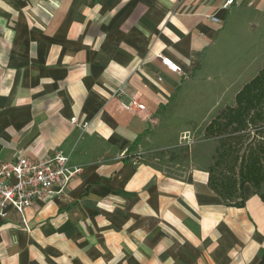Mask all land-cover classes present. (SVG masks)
<instances>
[{
  "label": "crops",
  "instance_id": "0c3cea01",
  "mask_svg": "<svg viewBox=\"0 0 264 264\" xmlns=\"http://www.w3.org/2000/svg\"><path fill=\"white\" fill-rule=\"evenodd\" d=\"M222 3L0 0V160L60 151L81 169L62 193L26 209L24 223L13 210L0 217V264L260 263L264 166L262 179L254 173L241 183L240 159L217 162L225 135L205 132L244 84L227 96L234 86L218 73L220 94L211 104L188 88L178 91L190 78L205 88L201 72L217 37L208 17L224 15ZM250 62L246 71L259 72L264 54L256 51ZM132 97L143 113L122 110ZM183 114L188 124L172 144L166 137ZM183 135L207 140L190 148L184 171L159 170L148 157L186 146ZM227 182L234 188L223 191Z\"/></svg>",
  "mask_w": 264,
  "mask_h": 264
},
{
  "label": "rangeland",
  "instance_id": "374dc122",
  "mask_svg": "<svg viewBox=\"0 0 264 264\" xmlns=\"http://www.w3.org/2000/svg\"><path fill=\"white\" fill-rule=\"evenodd\" d=\"M248 2L249 0H238L236 5L224 12V15L222 13L219 14V17L223 18L222 23L212 24L208 22L211 28L217 32V37L211 46V53L208 55L207 61H205L201 72L203 76L202 80H205V88L201 89L197 86H191L196 80L190 78L188 80L179 81V92L181 89L184 90L188 88L193 97L200 95L206 96L211 100L210 102L207 100L208 102H206V104H211L214 99L219 98L220 94V91L213 87L214 82L218 81V78H216L218 73L221 74V81L224 82L227 87L234 86L227 93V96L232 95L240 84L245 85L249 82L247 81L248 79L254 77L255 74L258 73V71H256L257 73L254 72L257 66L252 67L248 71H246V68L251 66L250 61L253 53L259 51L260 54H264V8L261 6V0L255 2V4H249ZM253 27L256 29H253ZM207 78H209V80L206 81ZM197 105L198 104L194 105V107L197 108ZM205 106L204 103L199 110H196V118L203 115ZM227 106L234 107V104ZM184 116L189 115L183 114V117ZM188 121L189 119L185 117L182 120L180 118L174 121L176 133L172 136H167V140L175 144L178 134L184 128L183 126L188 124ZM198 131H201V129ZM253 137V134L249 136V138ZM188 138V136L186 137L184 135L182 139L180 138L181 142H186V146H180L176 149H164L155 155L149 156L148 159H156V161H154L156 167L166 173L184 171L188 165L186 161H188V152L190 148L192 147L194 150L201 149L203 140H207L206 136L202 135H195L191 140ZM216 140L218 142L219 138H216ZM249 141L250 140L246 143H249ZM217 147L215 149H217ZM215 155L212 156L213 160L216 159ZM218 172L219 170L216 169L215 173Z\"/></svg>",
  "mask_w": 264,
  "mask_h": 264
},
{
  "label": "built area",
  "instance_id": "2783aa9c",
  "mask_svg": "<svg viewBox=\"0 0 264 264\" xmlns=\"http://www.w3.org/2000/svg\"><path fill=\"white\" fill-rule=\"evenodd\" d=\"M234 4L235 0H223L220 9L225 12ZM208 18L214 23H220L217 15ZM157 59L170 72L182 75L181 68L169 58L159 55ZM120 107L129 113L145 111V106L136 97L121 103ZM70 122L75 124L76 119L72 118ZM86 125L81 124V128L84 129ZM80 173L81 169L70 166L69 157L60 151L45 158L20 156L11 162L0 160V217H6L8 211L13 210L24 223L26 209L43 197L62 193Z\"/></svg>",
  "mask_w": 264,
  "mask_h": 264
},
{
  "label": "trees",
  "instance_id": "16d2710c",
  "mask_svg": "<svg viewBox=\"0 0 264 264\" xmlns=\"http://www.w3.org/2000/svg\"><path fill=\"white\" fill-rule=\"evenodd\" d=\"M207 136L225 135L220 142L218 163L229 165L240 159L239 178L241 183L253 181L254 173L262 179L264 166V68L235 96L234 107L220 110L205 129ZM253 134V138L249 136ZM257 138V139H256ZM248 140L249 143H246ZM243 151L239 157L238 153ZM229 170L233 171V166ZM231 178L229 177L230 181ZM234 184V183H233ZM223 183L220 188H234ZM230 202V201H229ZM236 204V203H235ZM259 264H264V256Z\"/></svg>",
  "mask_w": 264,
  "mask_h": 264
}]
</instances>
